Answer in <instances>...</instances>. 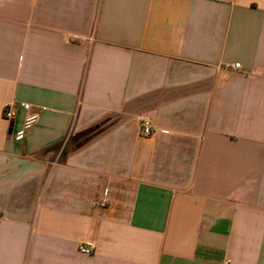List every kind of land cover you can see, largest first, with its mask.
I'll return each instance as SVG.
<instances>
[{"label":"crops","instance_id":"1","mask_svg":"<svg viewBox=\"0 0 264 264\" xmlns=\"http://www.w3.org/2000/svg\"><path fill=\"white\" fill-rule=\"evenodd\" d=\"M0 264H264V0H0Z\"/></svg>","mask_w":264,"mask_h":264},{"label":"built area","instance_id":"2","mask_svg":"<svg viewBox=\"0 0 264 264\" xmlns=\"http://www.w3.org/2000/svg\"><path fill=\"white\" fill-rule=\"evenodd\" d=\"M233 68H239V64H234ZM21 108L27 113L22 126L13 134V139L16 142H22L25 139L26 134L37 123L38 114L31 112V106L27 103H21ZM44 110V108H43ZM12 110L10 106H7L3 112V116L8 120L12 118ZM140 134L143 137L150 136L152 134V126L149 120H142L140 123ZM79 252L84 255H90L93 253V247L81 246Z\"/></svg>","mask_w":264,"mask_h":264}]
</instances>
